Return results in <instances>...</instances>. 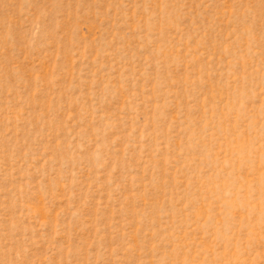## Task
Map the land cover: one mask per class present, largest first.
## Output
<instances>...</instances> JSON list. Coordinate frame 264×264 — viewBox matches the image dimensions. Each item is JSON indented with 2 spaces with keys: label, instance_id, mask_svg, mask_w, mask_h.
<instances>
[{
  "label": "rangeland",
  "instance_id": "rangeland-1",
  "mask_svg": "<svg viewBox=\"0 0 264 264\" xmlns=\"http://www.w3.org/2000/svg\"><path fill=\"white\" fill-rule=\"evenodd\" d=\"M0 264H264V0H0Z\"/></svg>",
  "mask_w": 264,
  "mask_h": 264
}]
</instances>
